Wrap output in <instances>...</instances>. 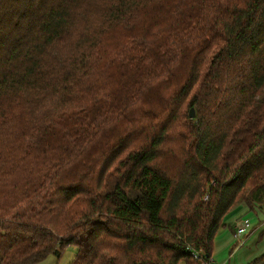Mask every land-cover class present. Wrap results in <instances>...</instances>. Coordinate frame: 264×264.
<instances>
[{
    "label": "trees",
    "instance_id": "obj_1",
    "mask_svg": "<svg viewBox=\"0 0 264 264\" xmlns=\"http://www.w3.org/2000/svg\"><path fill=\"white\" fill-rule=\"evenodd\" d=\"M240 204L264 209V0H0V264H207Z\"/></svg>",
    "mask_w": 264,
    "mask_h": 264
},
{
    "label": "crops",
    "instance_id": "obj_2",
    "mask_svg": "<svg viewBox=\"0 0 264 264\" xmlns=\"http://www.w3.org/2000/svg\"><path fill=\"white\" fill-rule=\"evenodd\" d=\"M241 218L251 222V227L242 236L243 244L233 236L235 222ZM223 223L213 237L209 264H246L264 252V209L253 210L240 204L226 213ZM243 245L245 248L242 251L239 247Z\"/></svg>",
    "mask_w": 264,
    "mask_h": 264
},
{
    "label": "rangeland",
    "instance_id": "obj_3",
    "mask_svg": "<svg viewBox=\"0 0 264 264\" xmlns=\"http://www.w3.org/2000/svg\"><path fill=\"white\" fill-rule=\"evenodd\" d=\"M188 112H189V109L187 110V114ZM166 165L170 167L171 169L175 168L174 164L172 163L168 162L166 163ZM245 245L239 248L242 250L245 248ZM75 253H76L75 245L69 244V245H66L61 250L60 255L58 257H56L55 254L51 253V255H48L43 260L37 262V264H69L74 259ZM224 263H226V261Z\"/></svg>",
    "mask_w": 264,
    "mask_h": 264
},
{
    "label": "built area",
    "instance_id": "obj_4",
    "mask_svg": "<svg viewBox=\"0 0 264 264\" xmlns=\"http://www.w3.org/2000/svg\"><path fill=\"white\" fill-rule=\"evenodd\" d=\"M207 196L205 197V199ZM235 225V230L233 233L234 238H236L240 244L243 243L244 238L242 237L245 232L251 227V222L246 218H241L240 220H237ZM197 257V255H195ZM209 264V263H207Z\"/></svg>",
    "mask_w": 264,
    "mask_h": 264
},
{
    "label": "water",
    "instance_id": "obj_5",
    "mask_svg": "<svg viewBox=\"0 0 264 264\" xmlns=\"http://www.w3.org/2000/svg\"><path fill=\"white\" fill-rule=\"evenodd\" d=\"M193 116H194V108H190L188 117L193 118Z\"/></svg>",
    "mask_w": 264,
    "mask_h": 264
}]
</instances>
